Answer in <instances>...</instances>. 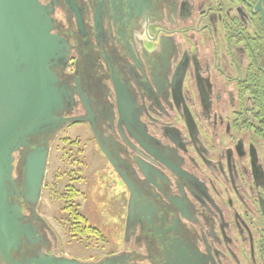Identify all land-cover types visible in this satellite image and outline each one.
<instances>
[{
    "label": "flooded vegetation",
    "instance_id": "af4514ba",
    "mask_svg": "<svg viewBox=\"0 0 264 264\" xmlns=\"http://www.w3.org/2000/svg\"><path fill=\"white\" fill-rule=\"evenodd\" d=\"M39 2L66 53L54 68L66 122L50 146L72 128L87 135L88 165L110 177L124 215L110 250L70 253L40 202L33 221L18 198L38 235L10 263L20 253L91 263L133 253L135 264H166L173 240L176 263L264 264V0ZM26 151L14 152L19 186ZM119 171L137 190L126 240L130 194Z\"/></svg>",
    "mask_w": 264,
    "mask_h": 264
},
{
    "label": "water",
    "instance_id": "95a60500",
    "mask_svg": "<svg viewBox=\"0 0 264 264\" xmlns=\"http://www.w3.org/2000/svg\"><path fill=\"white\" fill-rule=\"evenodd\" d=\"M45 9L39 0H0V256L9 264L18 246L23 241L33 245L38 235L33 222H23L25 216L17 199L22 198L26 203L33 221L42 220L37 205L45 187L50 139L66 122L56 113L65 94L55 86L58 77L54 69L60 67L57 62L66 59L64 40L51 33L48 28L51 19L42 13ZM41 136L45 139H38ZM21 148L27 151L22 160L19 186L13 170L14 152ZM103 151L110 157L106 150ZM118 173L130 194L126 240L136 214L137 190L122 171ZM172 241L169 240L167 246L172 250L166 264H185L184 261L176 263L180 257ZM27 252L31 254L33 250ZM121 254L91 263L55 259L44 253L30 259L27 254L20 253L22 260L13 264H135L131 261L133 253L124 261L120 259ZM168 259L175 262L170 260L169 263Z\"/></svg>",
    "mask_w": 264,
    "mask_h": 264
},
{
    "label": "rangeland",
    "instance_id": "374dc122",
    "mask_svg": "<svg viewBox=\"0 0 264 264\" xmlns=\"http://www.w3.org/2000/svg\"><path fill=\"white\" fill-rule=\"evenodd\" d=\"M76 129L62 133L53 141L39 209L60 235L67 251L97 256L110 250L112 244L119 240L117 235L124 210L110 177L99 166L88 165L96 154L92 151V143L87 141V135L83 133L80 140L77 139ZM69 186L79 191L72 205L87 215L90 224L97 227L107 241L93 235L76 236L70 231L73 220L63 210L65 203L59 197Z\"/></svg>",
    "mask_w": 264,
    "mask_h": 264
},
{
    "label": "trees",
    "instance_id": "16d2710c",
    "mask_svg": "<svg viewBox=\"0 0 264 264\" xmlns=\"http://www.w3.org/2000/svg\"><path fill=\"white\" fill-rule=\"evenodd\" d=\"M75 143H77V141H75ZM78 195L79 191L74 186H69L59 195L65 203L63 210L68 213L70 219L76 221L75 223H71L70 231L72 233L82 234L83 236L93 235L102 238L100 230L90 225L86 216L72 205V202Z\"/></svg>",
    "mask_w": 264,
    "mask_h": 264
}]
</instances>
